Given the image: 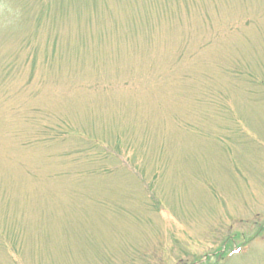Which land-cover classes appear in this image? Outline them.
<instances>
[{"label":"rangeland","instance_id":"rangeland-1","mask_svg":"<svg viewBox=\"0 0 264 264\" xmlns=\"http://www.w3.org/2000/svg\"><path fill=\"white\" fill-rule=\"evenodd\" d=\"M0 264H264V0H0Z\"/></svg>","mask_w":264,"mask_h":264}]
</instances>
